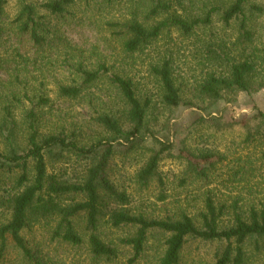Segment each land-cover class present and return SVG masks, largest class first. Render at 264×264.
<instances>
[{"label":"trees","instance_id":"1","mask_svg":"<svg viewBox=\"0 0 264 264\" xmlns=\"http://www.w3.org/2000/svg\"><path fill=\"white\" fill-rule=\"evenodd\" d=\"M8 0H0V23L4 7ZM22 11L16 23L15 36H31L36 46L50 44L47 38L51 31L41 23L36 8L24 0ZM102 5L120 9V18L110 23L116 29L114 36L126 55L121 68L112 69L101 60L96 70L89 69L84 62L72 60L70 68L74 78L70 84H59L58 93L61 99L70 101L83 97L95 96L94 90L102 87L109 98H116L114 106L103 114L93 118L110 136L100 138L89 146H80L75 138L64 133L59 135H42L39 131L41 122L37 109L49 105V100L37 93L34 98L25 91L24 100L35 108L26 115L28 129V149L19 151L13 146L16 125H12L11 109L24 100L16 92L9 94L2 102L4 118L1 130L6 133L9 142L7 151L0 148V171H20L17 181L19 192L10 196L8 202L1 198L2 180L0 178V209L8 204L10 220L0 226V264L7 263L8 242L20 252V264H57L46 255L39 256L27 245L23 234L32 231L44 223L53 225V241H59L72 247L84 245L77 223L85 220L89 233L88 248L92 259L113 261L118 258V250L113 244L103 242L101 229L109 225L113 229L128 228L134 230L132 236L120 240V244L133 251L131 264H135L146 253L152 234H163L161 255L156 264H181L185 246L190 239L204 242L223 243L225 248L216 257L215 264H248L245 250L248 241H256V250L261 249L258 240H264V204L261 209L251 206L245 215L239 212V203L234 204V222L230 227H221L220 221L225 207L215 206L211 198L206 199L205 210L201 214V226L184 210L176 216L165 219H151L144 215L132 214L126 206L129 197L120 192L111 181L112 161L118 152L134 153L141 149L149 139L159 146L148 163L139 173L138 180L143 185L157 176L161 159L172 153L171 140L150 136L151 127L148 121L149 112L157 106L158 101L169 109H179L182 105L195 106L210 103L212 106L221 102L228 103V96L237 93L250 94L253 88L264 89V77L256 79L258 69L264 72V50L249 53L254 44L252 22L256 15L263 13V8L252 4L251 0H101ZM76 0H54L43 6L55 16L64 18L68 8ZM220 26V27H219ZM237 28V42H228L221 38L218 29ZM179 32L186 40L197 37L195 51L201 60V76L193 78L194 95L184 101L183 84L179 85L175 74L174 59L163 57L150 64V75L156 83V92L152 94L142 86L140 80L127 69L131 61L145 52L165 33ZM204 32L201 39L200 33ZM3 31L0 29V39ZM200 37V38H199ZM238 49V50H236ZM26 61L16 49L12 55L3 59L2 67L11 66L20 80L19 65ZM114 70V71H112ZM1 95V94H0ZM3 97V96H2ZM0 97V98H2ZM198 101V102H197ZM37 102V103H36ZM36 103V104H35ZM91 105H94L89 100ZM203 109V108H200ZM97 113V112H96ZM120 115V116H119ZM203 123H206L204 117ZM220 122L219 119H215ZM229 128L241 125L246 130L245 142L264 144V111L242 115L239 120L231 117ZM78 160H86V169L82 175L70 176L68 169L60 174L49 173V161L59 162L67 155ZM178 159L187 164V175L206 179L208 173L222 163V156L211 152L193 154L179 150ZM33 166V177H30V164ZM256 171L254 168L251 170ZM76 173V172H75ZM74 177H76L74 179ZM73 180V181H72ZM83 196L81 202L67 204L69 197ZM112 206V205H115Z\"/></svg>","mask_w":264,"mask_h":264},{"label":"rangeland","instance_id":"2","mask_svg":"<svg viewBox=\"0 0 264 264\" xmlns=\"http://www.w3.org/2000/svg\"><path fill=\"white\" fill-rule=\"evenodd\" d=\"M54 0H26L27 4L36 8L41 23L46 24L50 44L36 46L31 36L22 38L15 36L16 23L22 11L24 0H8L4 9L0 29L3 36L0 39V127L2 125L3 104L6 97L16 92L24 100L25 91L34 98L41 94L49 100V105L37 109L40 115L39 131L42 135H59L64 133L75 138L80 146H89L100 138L110 135L98 126L93 118L103 114L114 106L116 98H109L102 87L94 90L95 96L83 97L80 100L70 101L61 99L58 85L70 84L74 78L70 64L81 60L89 69L96 70L98 62L106 61L109 68H121L122 60L126 59L119 38L114 36V29L110 23L120 18L118 7L110 8L102 5L101 0H76L64 18L55 16L43 6ZM264 9V0H251ZM254 29V44L248 51L264 50V10L252 21ZM220 27V26H219ZM218 35L230 42H237L239 31L235 28L222 30L217 28ZM201 39L204 32H199ZM199 37V38H200ZM197 37L185 39L179 32L172 30L165 33L147 51L131 61L127 69L142 86L151 93L156 92V83L149 73L150 64L167 56H173L175 74L179 85L183 84L184 101H189L193 92V78L201 76V60L195 51ZM18 49L26 61L20 63V80L17 83V72L1 62L6 56L12 55ZM238 50V49H236ZM239 51V50H238ZM114 71V70H112ZM256 79H262L264 72L261 69L255 74ZM154 94V93H152ZM94 102V105L89 103ZM228 103L221 102L212 106L210 103L188 106L182 105L179 109H169L157 105L149 112L150 136L163 140H171L172 153H167L158 169V174L148 185L139 182V173L148 163L154 151L159 146L152 139L138 151L126 154L118 152L112 161L110 179L120 192L129 197V209L132 214L144 215L147 218L165 219L176 216L181 210L186 211L201 226V214L205 210L206 199L211 198L215 206L225 207V213L220 221L221 227H230L234 222V204L239 203V213L245 215L251 206L262 208L264 204V144L261 142H245L246 130L241 125L229 128L228 120L231 117L239 120L242 115H253L256 111H264V89H252L250 94L237 93L228 96ZM37 103V102H36ZM35 103V104H36ZM109 107V108H108ZM35 108L27 101L15 104L11 109L12 125H16L13 146L19 151L28 149L27 113ZM203 108V109H200ZM110 110V109H109ZM97 112V113H96ZM120 116V115H119ZM206 123L202 122V118ZM219 119L220 122H216ZM14 123V124H13ZM6 133L0 128V148L7 151L9 142H6ZM186 149L193 154L211 152L222 156V163L208 173V178L201 179L194 175H187V164L178 159L179 150ZM49 161V173L60 174L68 169L70 176L82 175L86 169V160L67 155L59 162ZM31 162L30 177H33ZM256 171L253 173L251 170ZM76 172V173H75ZM20 171H0L2 180L1 198L8 202L10 196L19 192L17 181ZM76 177H74L75 179ZM73 181V180H72ZM83 196H71L67 204L81 202ZM116 207L115 205H112ZM10 208L5 204L0 209V226L10 220ZM53 225L44 223L23 234L27 245L39 256L46 255L57 264H131L133 251L120 244V240L132 236L134 230L123 228L113 229L109 225L102 226L101 238L103 242L113 244L118 250V258L113 261L106 259L94 261L88 248L89 233L86 231L84 219H79L77 229L85 240L81 247H72L68 244L53 241ZM163 234H152L145 255L135 264H156L161 255ZM261 249L256 250V241L250 240L245 246L248 264H264V240H258ZM9 250L6 264H20L21 255L8 242ZM225 248L223 243L204 242L190 239L184 248L181 264H215L218 253Z\"/></svg>","mask_w":264,"mask_h":264}]
</instances>
